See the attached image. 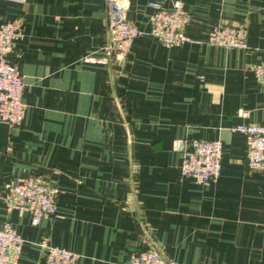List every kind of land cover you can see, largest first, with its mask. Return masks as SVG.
Segmentation results:
<instances>
[{"label":"crops","instance_id":"crops-1","mask_svg":"<svg viewBox=\"0 0 264 264\" xmlns=\"http://www.w3.org/2000/svg\"><path fill=\"white\" fill-rule=\"evenodd\" d=\"M127 0L138 29L119 64L103 55L105 0H0V21L22 20L9 57L23 80L24 115L0 122V225L24 239L17 264H43L44 239L77 253L73 264H117L155 248L169 264H264V173L249 168L239 122L264 123V87L251 66L264 47V0H181L188 39L148 33V2ZM222 21L243 23L247 48L208 43ZM239 110L244 114H239ZM218 138L220 173L179 171L172 141ZM41 174L53 214L31 224L7 211L3 182Z\"/></svg>","mask_w":264,"mask_h":264},{"label":"built area","instance_id":"built-area-1","mask_svg":"<svg viewBox=\"0 0 264 264\" xmlns=\"http://www.w3.org/2000/svg\"><path fill=\"white\" fill-rule=\"evenodd\" d=\"M108 10L107 40L103 55H86L85 61L101 64H119L126 56L133 38L138 34L136 26L126 18L127 0H105ZM148 33L162 45L171 46L188 39L184 27L189 12L181 0H170L168 5L159 1L148 2ZM22 35V20L0 21V122L17 126L24 115L22 98L23 80L16 63L9 57L14 42ZM206 40L225 47L247 48L243 23L222 21L212 26ZM253 76L264 87V47L260 59L251 66ZM239 114L244 111L239 110ZM232 129L244 136V158L247 167L264 173V123L239 122ZM172 149L179 154V171L196 182H210L220 173L221 142L218 138L180 137L172 141ZM1 196L7 211L13 209L28 212L31 224L53 214L56 209V188L41 174L13 175L2 184ZM24 243L23 237L6 219L0 225V264H17ZM42 249L43 264H73L77 253L66 248L38 241ZM117 264H169L155 248L130 252L127 260Z\"/></svg>","mask_w":264,"mask_h":264}]
</instances>
